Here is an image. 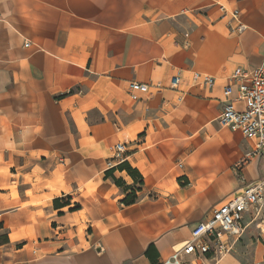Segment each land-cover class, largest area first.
Masks as SVG:
<instances>
[{"label": "crops", "instance_id": "obj_1", "mask_svg": "<svg viewBox=\"0 0 264 264\" xmlns=\"http://www.w3.org/2000/svg\"><path fill=\"white\" fill-rule=\"evenodd\" d=\"M263 56L264 0H0V264H160L262 175L218 117L230 74Z\"/></svg>", "mask_w": 264, "mask_h": 264}, {"label": "built area", "instance_id": "obj_2", "mask_svg": "<svg viewBox=\"0 0 264 264\" xmlns=\"http://www.w3.org/2000/svg\"><path fill=\"white\" fill-rule=\"evenodd\" d=\"M221 18H225L231 32L240 33L243 24L236 26L231 21L238 19L239 11L218 4ZM25 46L28 42H25ZM229 83L222 89L223 106L218 121L223 127L238 129L250 146V155L264 154V56L259 64L250 68L237 66L229 76ZM192 82L211 87L215 78L208 74L193 72ZM236 83V88L232 84ZM180 83L178 73L170 78V87L176 89ZM131 99H139V93H146V83L130 81L127 84ZM178 99H181L180 96ZM113 156L122 159L125 144L117 142L110 146ZM244 160L235 164L240 169ZM109 165L111 162L108 163ZM181 166V164H179ZM264 211V168L262 175L248 182L238 193L230 195L225 201L214 205L208 214L197 221L186 240L173 250L160 264H223L222 259L230 254L234 244L241 238L246 214H252L264 224L261 213ZM261 230V228H259ZM252 264H264V255Z\"/></svg>", "mask_w": 264, "mask_h": 264}, {"label": "rangeland", "instance_id": "obj_3", "mask_svg": "<svg viewBox=\"0 0 264 264\" xmlns=\"http://www.w3.org/2000/svg\"><path fill=\"white\" fill-rule=\"evenodd\" d=\"M264 219V211L261 213ZM249 217L245 218L247 226L241 238L234 244L228 258L223 260L225 263L234 264H252L254 260L260 259L264 255V242L258 237V229L256 228V221L248 222ZM261 227L263 223H261Z\"/></svg>", "mask_w": 264, "mask_h": 264}, {"label": "trees", "instance_id": "obj_4", "mask_svg": "<svg viewBox=\"0 0 264 264\" xmlns=\"http://www.w3.org/2000/svg\"><path fill=\"white\" fill-rule=\"evenodd\" d=\"M118 167L120 169H125L126 172L131 175V176H135L138 174V172L132 168L126 161L124 162H121L120 164H118ZM111 169L110 170H107V174L111 175ZM113 177V176H112ZM113 180L115 183L117 184H120V180L119 179H116L113 177ZM136 199V195H135V192L134 190H131L130 192H128L125 196V198L123 199V203L125 204H130V203H133ZM64 205H66L68 203V199L67 200H64Z\"/></svg>", "mask_w": 264, "mask_h": 264}, {"label": "bare ground", "instance_id": "obj_5", "mask_svg": "<svg viewBox=\"0 0 264 264\" xmlns=\"http://www.w3.org/2000/svg\"><path fill=\"white\" fill-rule=\"evenodd\" d=\"M263 229H264V227H263Z\"/></svg>", "mask_w": 264, "mask_h": 264}]
</instances>
